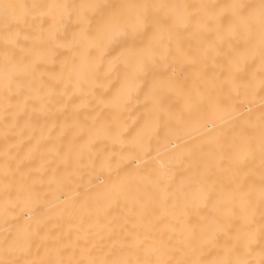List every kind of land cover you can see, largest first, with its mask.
<instances>
[{"label": "bare ground", "instance_id": "bare-ground-1", "mask_svg": "<svg viewBox=\"0 0 264 264\" xmlns=\"http://www.w3.org/2000/svg\"><path fill=\"white\" fill-rule=\"evenodd\" d=\"M0 264H264V0H0Z\"/></svg>", "mask_w": 264, "mask_h": 264}]
</instances>
